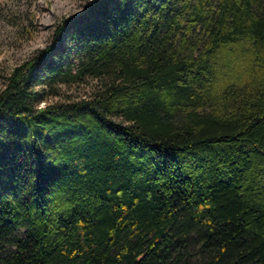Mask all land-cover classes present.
<instances>
[{
    "label": "trees",
    "instance_id": "trees-1",
    "mask_svg": "<svg viewBox=\"0 0 264 264\" xmlns=\"http://www.w3.org/2000/svg\"><path fill=\"white\" fill-rule=\"evenodd\" d=\"M0 264H264V0L61 19L0 90Z\"/></svg>",
    "mask_w": 264,
    "mask_h": 264
},
{
    "label": "rangeland",
    "instance_id": "rangeland-1",
    "mask_svg": "<svg viewBox=\"0 0 264 264\" xmlns=\"http://www.w3.org/2000/svg\"><path fill=\"white\" fill-rule=\"evenodd\" d=\"M86 1L0 0V90L15 68L51 44L54 26L77 14ZM91 85H72L62 90L70 97L83 96L89 93Z\"/></svg>",
    "mask_w": 264,
    "mask_h": 264
}]
</instances>
